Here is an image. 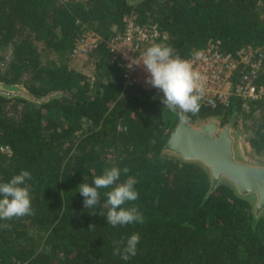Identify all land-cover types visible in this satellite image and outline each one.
<instances>
[{
  "label": "trees",
  "instance_id": "16d2710c",
  "mask_svg": "<svg viewBox=\"0 0 264 264\" xmlns=\"http://www.w3.org/2000/svg\"><path fill=\"white\" fill-rule=\"evenodd\" d=\"M125 17L157 23L163 44L185 59L212 42L231 53L264 44V0H0V81L35 97L62 92L40 104L0 96V182L29 170L33 210L0 220V264H264V213L255 218L249 199L226 183L207 194L203 167L162 152L180 120L162 93L123 88L108 41ZM85 32L101 38L87 55L91 74L69 63ZM39 45L53 56L43 59ZM185 115L222 123L241 115L248 146L264 154V99L247 111L233 99ZM112 166L120 182L135 178L138 198L124 206H136L143 223H107L110 188L84 207L77 185ZM133 232L136 254L123 260L115 243Z\"/></svg>",
  "mask_w": 264,
  "mask_h": 264
},
{
  "label": "clouds",
  "instance_id": "9594fccd",
  "mask_svg": "<svg viewBox=\"0 0 264 264\" xmlns=\"http://www.w3.org/2000/svg\"><path fill=\"white\" fill-rule=\"evenodd\" d=\"M201 55L200 51L193 53L196 58ZM140 62L148 73L146 83L162 93L161 103L176 111L180 120L186 119V113L195 114L199 111L203 77L194 70L189 59L175 53L170 45L153 43L145 49L138 61L132 60V64ZM121 171L116 166L105 168L102 174L94 177L90 183L81 182L77 185L85 208H94L100 202V189H111L106 193V203L110 207L104 217L113 227L143 223L144 220L143 214L136 206H124L126 202L138 198V191L134 177L129 176L120 182ZM123 171L127 172L128 169ZM30 179V171L21 169L9 180L0 182V220L32 213L30 186L27 183ZM139 242V233L133 232L125 240L116 242L113 252L119 254L121 259L128 260L136 254Z\"/></svg>",
  "mask_w": 264,
  "mask_h": 264
},
{
  "label": "built area",
  "instance_id": "2783aa9c",
  "mask_svg": "<svg viewBox=\"0 0 264 264\" xmlns=\"http://www.w3.org/2000/svg\"><path fill=\"white\" fill-rule=\"evenodd\" d=\"M124 22V30L108 41L110 62L122 66L123 88L161 93L146 83L148 73L143 63L132 64V60L138 61L145 49L153 43L163 44L167 39L166 33L152 21L141 24L132 17H125ZM100 42L101 38L93 32L81 34L69 53L70 59L87 58L88 53L97 48ZM199 51L202 53L199 58L193 54L186 58L203 77L199 104L210 108L227 107L233 99H237L242 107L249 108L250 102L264 99V85L261 83L264 44H245L231 53L221 50L217 42H212ZM1 149L9 151L8 147Z\"/></svg>",
  "mask_w": 264,
  "mask_h": 264
},
{
  "label": "water",
  "instance_id": "95a60500",
  "mask_svg": "<svg viewBox=\"0 0 264 264\" xmlns=\"http://www.w3.org/2000/svg\"><path fill=\"white\" fill-rule=\"evenodd\" d=\"M62 94L51 91L35 97L19 83L0 81V96L23 98L42 103ZM233 121L222 123L220 116H209L191 122L179 120L168 132L162 152L186 162H195L208 173L212 192L220 183L231 186L237 195L249 199L253 215L264 212V164L248 160L240 149L239 135Z\"/></svg>",
  "mask_w": 264,
  "mask_h": 264
},
{
  "label": "rangeland",
  "instance_id": "374dc122",
  "mask_svg": "<svg viewBox=\"0 0 264 264\" xmlns=\"http://www.w3.org/2000/svg\"><path fill=\"white\" fill-rule=\"evenodd\" d=\"M86 33L87 32H85V34ZM39 48L41 50V45H39ZM5 53H6V58L8 59L9 55H10L9 51H6ZM41 53H42L43 59H49V58H51L53 56L50 53L47 54L46 51H44V50H41ZM83 59H85V60H81V59H74L73 60V59H70L69 63H70V65L72 67H75L76 69L85 71L87 74H91L92 73L91 65L90 64L89 65L86 64L87 58H83ZM19 84H21V83H19ZM242 108L245 111L248 110V108H244V107H242ZM240 118H241V115L237 116V117H235L233 119L230 118L229 120L233 121V124H234L233 128L237 132V134L239 135L240 149H241V151L243 153V156L245 158H247L248 160H252V161H256V162H259L261 164H264V154H256L248 146V143H247V135H248L247 128L242 123Z\"/></svg>",
  "mask_w": 264,
  "mask_h": 264
},
{
  "label": "crops",
  "instance_id": "0c3cea01",
  "mask_svg": "<svg viewBox=\"0 0 264 264\" xmlns=\"http://www.w3.org/2000/svg\"><path fill=\"white\" fill-rule=\"evenodd\" d=\"M84 57H82V58H78V59H81V60H85V59H83ZM75 68V67H74Z\"/></svg>",
  "mask_w": 264,
  "mask_h": 264
}]
</instances>
